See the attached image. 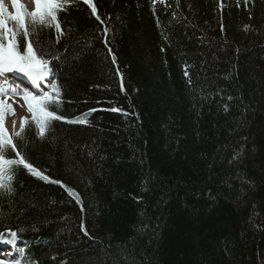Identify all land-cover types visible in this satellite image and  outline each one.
Segmentation results:
<instances>
[{"label": "trees", "instance_id": "trees-1", "mask_svg": "<svg viewBox=\"0 0 264 264\" xmlns=\"http://www.w3.org/2000/svg\"><path fill=\"white\" fill-rule=\"evenodd\" d=\"M93 3L100 20L69 0L59 42L38 36L59 114L88 123L26 127L61 183L16 171L0 233L33 264H264V0Z\"/></svg>", "mask_w": 264, "mask_h": 264}, {"label": "snow or ice", "instance_id": "snow-or-ice-1", "mask_svg": "<svg viewBox=\"0 0 264 264\" xmlns=\"http://www.w3.org/2000/svg\"><path fill=\"white\" fill-rule=\"evenodd\" d=\"M72 2H77V0H72ZM82 2L89 5L92 14L100 20L93 0H82ZM33 3L34 9L28 10L22 0H11V5L15 10L13 13L5 6L4 0H0V198L14 194L13 181L16 171L20 168L50 183H61L59 180H52L44 175L40 169L28 162L22 153L19 144H24L26 147L25 130L28 125H34L38 129V137L44 139L56 121L88 123V113L73 120H68L66 116L59 114L64 103L63 90L58 82H54L58 77L53 62L58 63L60 57L45 51L38 39L40 31L54 29L57 42H59V38L64 35L59 13L67 9L69 0H33ZM244 3H249V0H244ZM103 31L106 34L105 43H107V34L110 29L105 27ZM33 37L37 38L33 39ZM115 60L116 57L113 55L112 61L115 62ZM8 74L25 77L30 81L34 90L21 88L19 84L13 86L14 82H9ZM121 82H123L122 75ZM14 96H22L31 113V121L25 118L20 130L9 134L5 127V116L10 112L15 114L12 104L8 102ZM111 110L120 111L117 108ZM91 111H96V109ZM9 153L13 156L10 157ZM68 192L77 202L82 203L78 193L70 188ZM2 217L3 212L0 210V218ZM19 231L23 232V229ZM84 231L87 234V230ZM18 239L20 237L17 231L7 229L0 233V243L16 246ZM17 251L18 259L11 262L0 260V264H33L25 248H18Z\"/></svg>", "mask_w": 264, "mask_h": 264}, {"label": "rangeland", "instance_id": "rangeland-1", "mask_svg": "<svg viewBox=\"0 0 264 264\" xmlns=\"http://www.w3.org/2000/svg\"><path fill=\"white\" fill-rule=\"evenodd\" d=\"M27 5L29 4L32 7V10L34 9V3L33 0H26ZM5 2V6L9 9V11H12V9H14L11 5V0H4ZM23 2V1H22ZM25 3V2H24ZM9 103H11L16 112H17V118L18 120L21 119L22 117H31V113L28 111L27 109V104L25 103V101L22 99V96H14L11 99H9L8 101ZM17 120V121H18ZM16 121V119L13 121L12 119H9L7 122V127L9 128V130L11 131V127H13V125L15 124L16 126L18 125V122Z\"/></svg>", "mask_w": 264, "mask_h": 264}]
</instances>
